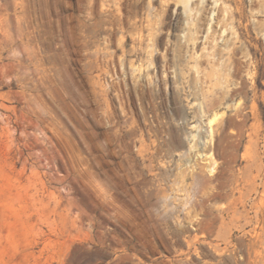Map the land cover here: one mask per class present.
<instances>
[{"label": "rangeland", "instance_id": "1", "mask_svg": "<svg viewBox=\"0 0 264 264\" xmlns=\"http://www.w3.org/2000/svg\"><path fill=\"white\" fill-rule=\"evenodd\" d=\"M0 264H264V0H0Z\"/></svg>", "mask_w": 264, "mask_h": 264}, {"label": "bare ground", "instance_id": "2", "mask_svg": "<svg viewBox=\"0 0 264 264\" xmlns=\"http://www.w3.org/2000/svg\"><path fill=\"white\" fill-rule=\"evenodd\" d=\"M213 120H214V118H213V119H210V120H209V123H212ZM210 125H211V124H210ZM246 174H247V173H246ZM246 174H245V175H246ZM248 174H249V173H248ZM241 175H242V174H241ZM243 176H244V175H243ZM245 177H246V176H244V178H245ZM239 179H240V178H239ZM237 181H238V180H237ZM235 182H236V181H235ZM230 202H231V201H230ZM233 202H234V200H233ZM233 202H232V203H233ZM234 203H235V202H234ZM234 203H233V204H234ZM229 205H230V203H229ZM230 206H231V205H230ZM222 207H223V206H222ZM227 207H228V206H227ZM231 208H232V207H231ZM228 209H229V207H228ZM231 210H232V209H231ZM236 210H237V209H236ZM236 210H235V211H236ZM221 211H222V213H224V209H223V210L221 209ZM225 211H228V210H225ZM235 211H234L233 213L235 214V217H236V215H237L236 212H237V211H236V212H235ZM234 214H232V215H234ZM227 215H228V214H227ZM230 215H231V214H230ZM232 215H231V216H232ZM238 215H239V213H238ZM238 215H237V216H238ZM220 216H221V215H220ZM226 217H227V216H226ZM235 217H233V218H235ZM220 218L223 219L222 216H221ZM227 218H228V217H227ZM222 219H221V221H222ZM225 220H226V219H225ZM224 222H225V221H224ZM230 222H231V221H230ZM232 223H233V222H232ZM225 224H226V222H225ZM226 225H227V224H226ZM226 225H224V226H226ZM225 229H226V228H225ZM225 231H227V230H225Z\"/></svg>", "mask_w": 264, "mask_h": 264}]
</instances>
